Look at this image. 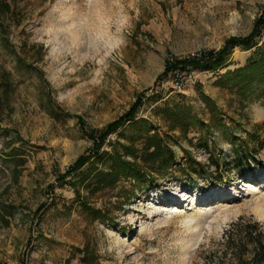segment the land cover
<instances>
[{
	"label": "rangeland",
	"instance_id": "374dc122",
	"mask_svg": "<svg viewBox=\"0 0 264 264\" xmlns=\"http://www.w3.org/2000/svg\"><path fill=\"white\" fill-rule=\"evenodd\" d=\"M263 12L264 0H0V264H234L224 233L256 221L264 229V87L247 99L217 83L256 50L264 55L262 30L258 46L234 48L217 72L162 75L176 60L248 37ZM143 92L138 122L61 180L92 154L89 135ZM179 104L211 135L173 131L164 110ZM148 131L168 136L175 163L166 176L99 185L115 151L145 165ZM235 150L257 163L239 164Z\"/></svg>",
	"mask_w": 264,
	"mask_h": 264
},
{
	"label": "trees",
	"instance_id": "16d2710c",
	"mask_svg": "<svg viewBox=\"0 0 264 264\" xmlns=\"http://www.w3.org/2000/svg\"><path fill=\"white\" fill-rule=\"evenodd\" d=\"M263 27L264 12L248 37H233V39L228 41L225 46L218 51L203 53V55L198 58L176 60L167 65L162 77L169 76L176 69L188 72L189 68H204L207 71L217 72L221 68L228 67V61L234 53V48L241 47L249 51L258 46L257 39L262 36L261 30ZM257 53L258 51L256 50L254 56L249 59L245 66L234 71H227L221 76L217 84L223 87L233 85L234 88H237L241 96L249 99L255 91V88L264 87V55L259 56ZM145 94L146 93L143 92L140 97H138L137 101L130 107L124 117L112 122L102 131L98 132L96 136L90 134L89 138L94 142L95 146L92 154L81 156L76 161V164L70 167L66 173L59 178L61 180H66V177L79 172L94 156L101 153L103 145L110 136L118 133L128 122L129 124H136L138 122V113L144 104ZM262 95L264 96V91ZM200 97L208 112L211 113L214 126L217 128L223 127L224 120L221 116L222 112L219 110L215 100L205 93L200 94ZM164 113L173 131L180 129L187 135L192 127H201L202 129L206 128V136L211 135L212 131L209 125L204 124L203 121L200 120L190 105H174L172 109L167 107ZM143 122L147 123L146 120H143ZM253 137L258 139L257 135H253ZM144 145L145 149L140 158V160L145 163L144 166H140L136 159L127 161L124 155L115 151L110 157L112 161L111 169L107 173L102 174L101 172L100 176L103 177V179L100 180L99 185L102 187H110L121 179L131 178L135 182L147 186L152 183L157 184L159 177H165L169 169L174 166L175 163L173 149L168 143V136H164L159 131H154L153 134L151 131H148ZM260 147L263 148V144H260ZM235 153L236 158L240 162L239 164H244L249 167L253 162L257 163L258 161L254 157H252V159L247 158V160L244 161V159L249 156L248 153L240 155L237 150H235ZM127 155L135 157L136 154L134 150L128 149ZM215 167L216 170L219 171L220 165L217 164ZM194 174H197V172L192 170L188 175L193 177ZM199 175L203 174L200 173ZM86 207L88 206L86 205ZM94 212L96 219L103 216V212L99 209ZM224 236L225 244L233 257L234 264H264V229L260 222L256 221L253 224H247L239 233L225 232ZM86 257L87 255L84 256V260Z\"/></svg>",
	"mask_w": 264,
	"mask_h": 264
},
{
	"label": "bare ground",
	"instance_id": "6f19581e",
	"mask_svg": "<svg viewBox=\"0 0 264 264\" xmlns=\"http://www.w3.org/2000/svg\"><path fill=\"white\" fill-rule=\"evenodd\" d=\"M246 184H247V186H248L249 188H251V189L253 188L252 185H250V184H248V183H246ZM253 190H254V189H253ZM252 192H253V191H252ZM228 195H229V194H228Z\"/></svg>",
	"mask_w": 264,
	"mask_h": 264
},
{
	"label": "built area",
	"instance_id": "2783aa9c",
	"mask_svg": "<svg viewBox=\"0 0 264 264\" xmlns=\"http://www.w3.org/2000/svg\"><path fill=\"white\" fill-rule=\"evenodd\" d=\"M262 33H263V37H264V27H263V29H262Z\"/></svg>",
	"mask_w": 264,
	"mask_h": 264
},
{
	"label": "crops",
	"instance_id": "0c3cea01",
	"mask_svg": "<svg viewBox=\"0 0 264 264\" xmlns=\"http://www.w3.org/2000/svg\"><path fill=\"white\" fill-rule=\"evenodd\" d=\"M239 66H241V65H239Z\"/></svg>",
	"mask_w": 264,
	"mask_h": 264
}]
</instances>
